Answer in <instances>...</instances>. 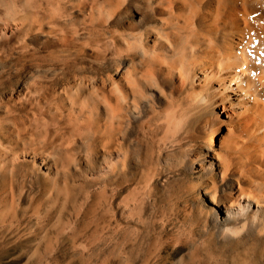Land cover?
<instances>
[{"label":"rangeland","instance_id":"rangeland-1","mask_svg":"<svg viewBox=\"0 0 264 264\" xmlns=\"http://www.w3.org/2000/svg\"><path fill=\"white\" fill-rule=\"evenodd\" d=\"M263 31L264 0H0V264H264Z\"/></svg>","mask_w":264,"mask_h":264},{"label":"bare ground","instance_id":"bare-ground-1","mask_svg":"<svg viewBox=\"0 0 264 264\" xmlns=\"http://www.w3.org/2000/svg\"><path fill=\"white\" fill-rule=\"evenodd\" d=\"M249 30H250V29H249ZM210 32H211V31H210ZM210 32H209V33H210ZM249 32H251V31H249ZM263 32H264V31H263ZM258 33H259V35H260V32H258ZM261 33H262V32H261ZM210 34H212V32H211ZM197 35H198V34H197L195 31H191V32L189 33V40H193V39L195 40L196 37H197ZM263 35H264V34H263ZM209 36H210V35H209ZM250 36H251V37H254V36H256V35H253L252 33H249V37H250ZM211 37H213V36L211 35ZM251 39H252V38H251ZM256 39H257V37H254V40H256ZM259 39H260V38H259ZM186 40H187V42H188V38H187ZM211 40H212V38H211ZM254 40H252V41H254ZM260 40H261V39H260ZM263 40H264V39H263ZM196 41H198V39H197ZM263 42H264V41H262V43H263ZM255 43L257 44V42H255ZM258 43H259V42H258ZM262 43H261V41H260V44H262ZM215 45H217V44H215ZM249 45H250V44H249ZM262 46H263V45H262ZM256 47H257V46H256ZM260 47H261V45H260ZM181 48H182V49H181V50H182L181 53H184V52H185V48H184V46L181 47ZM222 48H223V46H220V47L218 46V47H217V50L220 51ZM243 49H244V48H243ZM260 49H261V48H260ZM204 50H205V49H204ZM247 50H248V52L246 53V58H248L250 61H252V63H254V62L257 63V61L259 62V59H258L259 57L257 58V55H256V56H253V55H252V49H251V48H248ZM247 50H246V51H247ZM208 51H209V50H208ZM255 51H257V48H256ZM240 53H241V52H240ZM253 53L255 54V52H253ZM223 54H226V52H225L224 50H221V51H220V54H219V55H214V57H218V56L220 57V56L223 55ZM263 54H264V51H263ZM260 55H261V54H260ZM207 56H208V55H207ZM225 57H226V55H225ZM225 57H224V59H225ZM238 58H239V57H238ZM238 58L235 57L234 59L237 60ZM244 58H245V56H244ZM262 58H263V57H262ZM262 58H260V59H262ZM226 59H227V57H226ZM226 59H225V61H226ZM241 59H242V58H241ZM236 60H234L235 62H233V63H236V62H237ZM244 60H245V59H243V61H244ZM246 60H247V59H246ZM246 60H245V61H246ZM221 61H222V60H221ZM239 63H240V62H239ZM239 63H238V65H240ZM252 63H251V64H252ZM242 64H243V63H242ZM244 64H245V63H244ZM246 64H247V63H246ZM260 64H261V63H260ZM260 64H259V65H260ZM199 65H201V64H198V66H199ZM254 66H255V65H254ZM200 67H202V69L204 68L203 66H200ZM261 67H262V66H261ZM237 68H238V67H237ZM241 68H242V67H241ZM247 68H248V67H247ZM249 69H250V68H249ZM261 69H264V68L262 67ZM200 70H201V69H200ZM204 71H205V70H204ZM237 71H238V70H237ZM246 71H247V70H246ZM258 71H259V70H258ZM262 71H263V70H262ZM249 76H252V77L254 76V72H253V70L250 71ZM257 80H258V79H257ZM234 90H235V89H234ZM236 90H237V89H236ZM236 90H235V91H236ZM232 91H233V90H232ZM233 92H234V91H233ZM230 93H231V92H230ZM34 101H35V100H34ZM233 105H235V104H233ZM13 107H14V106H13ZM20 107H21V106H20ZM9 109H11V108H9ZM9 109H8V110H9ZM36 109H37V108H36ZM50 109H51V108H50ZM11 110H12V109H11ZM15 110H16V109H15ZM17 110H18V109H17ZM46 110H47V109H46ZM41 111H42V110H41ZM14 112H16V111H14ZM19 112H20V111H19ZM19 112H18V114H19ZM78 112H79V111H78ZM80 112H81V111H80ZM7 113H8V112H7ZM9 113H10V112H9ZM39 113H40V112H39ZM39 113H38V114H39ZM29 114H30V113H29ZM34 114H35V112H34ZM3 115H4V114H3ZM3 115H2V116H3ZM24 116H25V115H24ZM27 116H28V115H27ZM80 116H81V115H80ZM29 117H30V116H29ZM35 117H36V116H35ZM71 117H72V116H71ZM0 118H1V117H0ZM33 118H34V117H33ZM80 118H81V117H80ZM80 118H79V119H80ZM5 119H6V118H5ZM5 119H2V120H5ZM13 120H14V119H13ZM26 120H27V119H26ZM39 120H40V119H39ZM23 121H24V120H23ZM41 121H42V120H41ZM43 121H45V120H43ZM78 121H79V120H78ZM32 122H34V121H32ZM47 122H48V121H47ZM70 122H71V121H70ZM40 123H41V122H40ZM73 123H74V122H73ZM27 124H29V123H27ZM1 125H2V124H1ZM8 125H9V124H8ZM30 125H31V124H30ZM33 125H34V124H33ZM5 126H6V124H5ZM27 126H29V125H27ZM37 126H38V125H37ZM41 126H43V125H41ZM2 127H3V126H2ZM17 127H18V126H17ZM21 127L23 128V126H21ZM21 127H20V128H21ZM25 127H26V125H25ZM46 127H48V126L45 125V128H44L45 130H46ZM11 128H13V127H11ZM11 128H9V129H11ZM14 128H15V127H14ZM20 128H19V129H20ZM30 128H32V127H30ZM30 128H29V129H30ZM39 128H40V127H39ZM27 129H28V128H27ZM42 129H43V128H42ZM0 130H1V129H0ZM5 130H6V128H5ZM22 130H23V129H21V132L23 133V131H25V130H23V131H22ZM1 131H2V130H1ZM12 131H13V130H12ZM15 131L17 132V130H15ZM42 131H43V130H42ZM13 132H14V131H13ZM19 132H20V131H19ZM43 132H44V131H43ZM8 133H10V132H8ZM17 133H18V132H17ZM27 133H28V132H27ZM44 133H45V132H44ZM44 133H42V134L44 135ZM102 133H103V132H102ZM4 134H5V133H4ZM112 134H113V133H111V135H112ZM2 135H3V134H2ZM5 135H6V134H5ZM5 135H3V136H5ZM9 135H10V134H9ZM19 135H21V133H20ZM30 135H31V133H30ZM40 135H41V132H40ZM103 135H104V134H103ZM7 136H8V134H7ZM7 136H5V137L7 138ZM14 137H15V136H14ZM18 137H19V140H21L20 142H22L21 144L23 145V147H22V148H19V151H18L17 153L22 154V156H23V155H30V154H32L33 157L36 156L37 154H39L38 152H36L35 149H39L40 147H39V148H38V147L36 148V146H35L34 144H35V143H38V145H40V144H43V141H40V140H39V141H36L35 136H34V137L31 136V137H29V139H31L33 142H32V144H31L30 142H28V143H30V144H27L26 141H25V140H27V139H23V138H25V137H23V138H22V137L20 138V136H18ZM36 137H37V136H36ZM38 137H40V136H38ZM38 137H37V138H38ZM45 137H46V136H45ZM2 138H3V137H2ZM6 138H5V139H6ZM10 138H11V136H10ZM10 138H9V139H10ZM5 139H4V140H5ZM11 139H13V138H11ZM13 140H14V139H13ZM43 140H44V139H43ZM9 141H10V140H9ZM11 141H12V140H11ZM14 141H15V140H14ZM16 141H17V140H16ZM7 142H8V141H7ZM100 142L102 143V139H101ZM105 142H106V141H105ZM8 143H9V142H8ZM10 143L12 144V142H10ZM44 143H47V142H44ZM212 143H214V142H212ZM11 144H9V145H11ZM19 144H20V143H19ZM19 144H18V145H19ZM108 144H109V143H108ZM9 145H7V146H8L9 148L12 149V147H10ZM13 145H14V144H13ZM42 146H43V145H42ZM18 147H19V146H18ZM45 147H46V146H44L43 148L45 149ZM15 148L17 149L16 145H15ZM50 148H51L53 151L51 152L52 154H51L50 152H49L48 154L50 155L49 157H52V159H53V157H56V156L54 155V153H55V151H56V148L54 147V145H53V147L50 146ZM11 149H9V151H10ZM13 149H14V148H13ZM16 149H14V151H15ZM40 150H41V151H40ZM40 150H39V152H42V149H40ZM14 151H12V152L10 151V152L13 153ZM7 152H8V151H7ZM45 152H46V150H45ZM45 152H43V153H45ZM46 153H47V152H46ZM59 154H60V153H59ZM59 154H58V155H59ZM6 155H7V156L10 155L9 152H8V154H6ZM11 155H12V154H11ZM14 155H15V154H14ZM58 155H57V156H58ZM59 156H60V155H59ZM16 157H17V156H16ZM30 157H31V156H30ZM34 158H35V157H34ZM7 159H8V158H7ZM60 159H62V158H60ZM15 161L17 162L16 158H15ZM11 162H12V161H11ZM16 162H15V163H16ZM53 162L56 163L55 161H53ZM53 162H52V163H53ZM8 163H9V162H8ZM8 163H7V164H8ZM62 163H63V162H62ZM12 164H13V163H12ZM12 164H11V165H12ZM4 165H5V164H4ZM13 165H14V164H13ZM13 165H12V166H13ZM42 165H48V163H47L46 161H44V162H42ZM55 165H56V164H55ZM59 165H60V164H59ZM7 166H9V165H7ZM56 166H57V165H56ZM7 168H8V167H7ZM9 168L11 169V166H10ZM12 168L15 169V167H12ZM10 169H9V170H10ZM13 169H12V170H13ZM108 169H110V167H108ZM14 171H15V170H13L12 172H14ZM10 172H11V171H10ZM108 172H109V171H108ZM7 173H8V171H7ZM15 173H16V172H15ZM16 174H17V173H16ZM23 174H24V173H23ZM4 175H5V174H4ZM13 175H14V174H13ZM13 175H12V176H13ZM20 175H22V174H20ZM25 175H26V174H25ZM25 175H24V176H25ZM24 176H23V177H24ZM8 177H9V176H8ZM19 177H20V176H19ZM28 177H29V176H28ZM14 178H15V177H14ZM14 178H13V180H14ZM17 178H18V177H17ZM17 178H16V180H17ZM11 180H12V178H11ZM18 180H19V178H18ZM20 180H21V179H20ZM22 180H23V178H22ZM30 180H31V179H30ZM4 181H5V180H4ZM12 182H13V181H12ZM15 182H16V181H15ZM9 183H10V182H9ZM260 205H261V203H260ZM260 205H259V204L252 205V204H250V203H249V204H246V211L250 213L249 216H251V217H250L251 220H253V219L255 220L256 218H258L259 216H261V215L264 213V212L261 210ZM262 205H263V204H262ZM219 206L222 207L223 205H219ZM224 207H225V206H223V207L220 209V211H221L220 216H221V218H222V223H221V225L225 226V225H228V224H230V223H234V222H235V223H239V222L242 223L241 220H242V219H245L244 217H243L242 219H241V218H240V219L233 218V216H234L233 214H235V213H232V212L230 211V209H227V208H224ZM243 212H244V211H243ZM236 215H237V214H236ZM238 216H239V215H238ZM260 218H261V217H260ZM251 220H250V221H251ZM254 220H253V221H254ZM258 220H259V219H258ZM250 221H249V222H250ZM260 221H261V220H260ZM244 223H245V222H244ZM255 224H256V222H255ZM258 224H259V223H258ZM260 224H261V223H260ZM248 227H249V226H248ZM241 228H242V226H241ZM263 230H264V229H263Z\"/></svg>","mask_w":264,"mask_h":264}]
</instances>
